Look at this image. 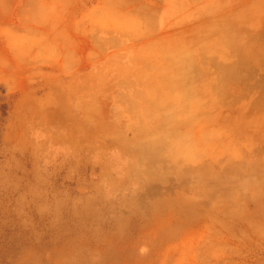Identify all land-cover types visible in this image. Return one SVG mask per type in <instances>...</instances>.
<instances>
[{
	"label": "rangeland",
	"instance_id": "1",
	"mask_svg": "<svg viewBox=\"0 0 264 264\" xmlns=\"http://www.w3.org/2000/svg\"><path fill=\"white\" fill-rule=\"evenodd\" d=\"M0 264H264V0H0Z\"/></svg>",
	"mask_w": 264,
	"mask_h": 264
},
{
	"label": "bare ground",
	"instance_id": "2",
	"mask_svg": "<svg viewBox=\"0 0 264 264\" xmlns=\"http://www.w3.org/2000/svg\"><path fill=\"white\" fill-rule=\"evenodd\" d=\"M165 101V100H164ZM164 107V106H163ZM164 109H165V107H164ZM192 112V111H191ZM191 112H189V113H191Z\"/></svg>",
	"mask_w": 264,
	"mask_h": 264
}]
</instances>
